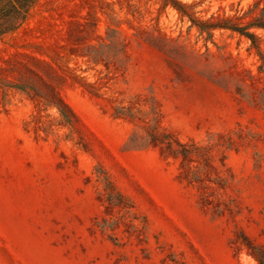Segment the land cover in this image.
Here are the masks:
<instances>
[{"label": "rangeland", "instance_id": "obj_1", "mask_svg": "<svg viewBox=\"0 0 264 264\" xmlns=\"http://www.w3.org/2000/svg\"><path fill=\"white\" fill-rule=\"evenodd\" d=\"M177 1L0 39V264H264V0Z\"/></svg>", "mask_w": 264, "mask_h": 264}, {"label": "trees", "instance_id": "obj_2", "mask_svg": "<svg viewBox=\"0 0 264 264\" xmlns=\"http://www.w3.org/2000/svg\"><path fill=\"white\" fill-rule=\"evenodd\" d=\"M36 2L37 0H0V39L18 29L28 20ZM173 3L184 14L190 15L186 10V5L177 0H173ZM210 27H223L237 31L250 38L252 44L257 46L258 36L249 31V28L264 29V19L255 20L246 25H240L231 19H225L217 24L202 22L200 29L209 30Z\"/></svg>", "mask_w": 264, "mask_h": 264}]
</instances>
